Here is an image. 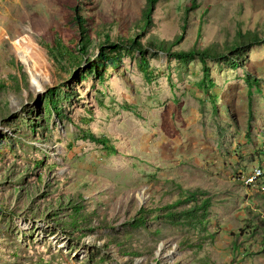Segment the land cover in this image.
Returning <instances> with one entry per match:
<instances>
[{
  "label": "rangeland",
  "instance_id": "1",
  "mask_svg": "<svg viewBox=\"0 0 264 264\" xmlns=\"http://www.w3.org/2000/svg\"><path fill=\"white\" fill-rule=\"evenodd\" d=\"M247 31L264 0H0V264H264Z\"/></svg>",
  "mask_w": 264,
  "mask_h": 264
},
{
  "label": "trees",
  "instance_id": "2",
  "mask_svg": "<svg viewBox=\"0 0 264 264\" xmlns=\"http://www.w3.org/2000/svg\"><path fill=\"white\" fill-rule=\"evenodd\" d=\"M150 2H155L156 0H149ZM192 6H194V3L192 4ZM240 37L242 38H246L247 42L249 44H258L260 42H263L264 37H258L257 35L251 34V31H247L245 33H243L242 35H240ZM59 41H54V48L57 52H59L61 55L65 54L68 50V47L61 44V39L58 38ZM72 58H75V56H72V53L70 55ZM257 81V80H256ZM182 194L180 195V199L178 201H187V200H194L196 201L195 205L188 207L187 209H185L184 211H182L185 215H193V213H195L198 209L205 207L206 206V199H203L205 201L201 202H197V194L195 192H189L187 190H181ZM263 201L261 203H259L260 206L264 207V195L262 196ZM177 201V202H178ZM173 206V205H171ZM169 206V208L171 207ZM170 210V209H169ZM177 212V211H176ZM171 217L174 216V212L168 213ZM264 227V221H262L261 227ZM258 252L259 253H264V237L261 239L259 246H258Z\"/></svg>",
  "mask_w": 264,
  "mask_h": 264
}]
</instances>
